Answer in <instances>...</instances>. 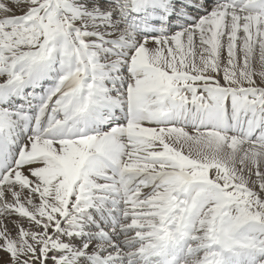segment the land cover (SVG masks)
Instances as JSON below:
<instances>
[{
    "label": "snow or ice",
    "instance_id": "1",
    "mask_svg": "<svg viewBox=\"0 0 264 264\" xmlns=\"http://www.w3.org/2000/svg\"><path fill=\"white\" fill-rule=\"evenodd\" d=\"M0 264H264V0H0Z\"/></svg>",
    "mask_w": 264,
    "mask_h": 264
}]
</instances>
